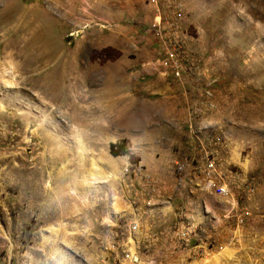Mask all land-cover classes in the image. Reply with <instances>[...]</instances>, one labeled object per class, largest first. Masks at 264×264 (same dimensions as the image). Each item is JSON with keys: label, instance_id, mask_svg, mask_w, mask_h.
<instances>
[{"label": "rangeland", "instance_id": "1", "mask_svg": "<svg viewBox=\"0 0 264 264\" xmlns=\"http://www.w3.org/2000/svg\"><path fill=\"white\" fill-rule=\"evenodd\" d=\"M0 264H264V0H0Z\"/></svg>", "mask_w": 264, "mask_h": 264}, {"label": "built area", "instance_id": "2", "mask_svg": "<svg viewBox=\"0 0 264 264\" xmlns=\"http://www.w3.org/2000/svg\"><path fill=\"white\" fill-rule=\"evenodd\" d=\"M151 30L158 35L159 39L156 41L157 43H159L161 46L160 48L163 49L166 54H167V58H169V60H161L159 62V64L161 66H163L165 69H169L171 70V73L174 76H178V71L180 70V66H179V59L177 58L176 55L181 54L182 48L180 47V43L177 39L172 37H166L160 35L159 33H162V30L160 29V22L159 20H154L152 25H151ZM171 38V39H170ZM215 187L213 183H211L209 186H207L208 188L211 187ZM213 192L215 195L219 196V197H223V195L227 194V190H225L224 187H215V189H213Z\"/></svg>", "mask_w": 264, "mask_h": 264}, {"label": "trees", "instance_id": "3", "mask_svg": "<svg viewBox=\"0 0 264 264\" xmlns=\"http://www.w3.org/2000/svg\"><path fill=\"white\" fill-rule=\"evenodd\" d=\"M110 154L112 156H117V155H126L127 154V150L124 147V145L122 143L117 144V145H111L110 146Z\"/></svg>", "mask_w": 264, "mask_h": 264}, {"label": "bare ground", "instance_id": "4", "mask_svg": "<svg viewBox=\"0 0 264 264\" xmlns=\"http://www.w3.org/2000/svg\"><path fill=\"white\" fill-rule=\"evenodd\" d=\"M114 111V110H113ZM109 112V111H108ZM112 112V111H111Z\"/></svg>", "mask_w": 264, "mask_h": 264}]
</instances>
